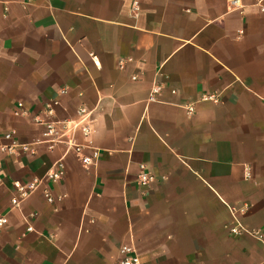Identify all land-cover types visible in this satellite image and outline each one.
Wrapping results in <instances>:
<instances>
[{"label": "crops", "instance_id": "crops-1", "mask_svg": "<svg viewBox=\"0 0 264 264\" xmlns=\"http://www.w3.org/2000/svg\"><path fill=\"white\" fill-rule=\"evenodd\" d=\"M240 3L0 0V148L30 149L0 150V264H113L122 246L140 264H264V12ZM230 210L261 238L232 236Z\"/></svg>", "mask_w": 264, "mask_h": 264}, {"label": "built area", "instance_id": "built-area-1", "mask_svg": "<svg viewBox=\"0 0 264 264\" xmlns=\"http://www.w3.org/2000/svg\"><path fill=\"white\" fill-rule=\"evenodd\" d=\"M229 8L230 9H241L242 5L240 3V0H227ZM255 5L260 9L261 12H264V0H255ZM203 100L216 102L217 98L216 96H207L204 97ZM22 105L18 104L17 108L18 110L14 112L15 115H19V110L21 109ZM191 110V109H189ZM49 113H52L51 110H49ZM83 134L87 136L89 134V129L84 128L82 130ZM4 139L7 141H11L10 146H3L0 148L1 151H6L7 153L13 154L15 151L19 150L22 152H29L30 149L27 145H20L12 140V134H6L4 136ZM76 155L79 157L80 162L83 164L84 167H93L96 166L99 153L97 150H93L92 153L89 156H85L81 154V149L79 147H75L74 149ZM64 173V166L61 161L56 162L50 170L46 174L47 181L51 183L58 182ZM154 181V178L147 174L144 171V166H140V172L137 178V184L139 186H148L151 182ZM39 181H32L28 182L26 184H20L18 182L13 183V188L18 194L17 198L11 199V205L13 208L20 211V203L26 200L33 192L37 190L39 187ZM42 195L45 199V201L48 204H51L53 202V198L51 195V190L48 186H45L42 190ZM230 216H231V225L229 226V232L232 236H240V235H248L252 236L254 238L260 239L261 236L257 234L256 232H249L244 228V226L240 223L238 218L236 217L235 213H233L230 210ZM21 217L23 221L27 225V232H31L32 226H31V219L33 218L32 214L24 215L21 214ZM7 225V218L5 216H0V232L5 228ZM113 264H140L139 258L136 255L133 247L131 246H122L119 249V258L116 260Z\"/></svg>", "mask_w": 264, "mask_h": 264}]
</instances>
